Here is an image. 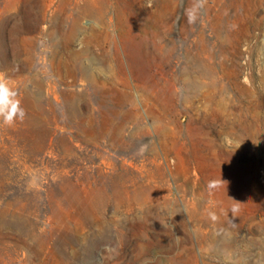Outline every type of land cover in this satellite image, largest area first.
Listing matches in <instances>:
<instances>
[{"label":"rangeland","instance_id":"374dc122","mask_svg":"<svg viewBox=\"0 0 264 264\" xmlns=\"http://www.w3.org/2000/svg\"><path fill=\"white\" fill-rule=\"evenodd\" d=\"M192 3L0 0V264H264V0Z\"/></svg>","mask_w":264,"mask_h":264},{"label":"clouds","instance_id":"9594fccd","mask_svg":"<svg viewBox=\"0 0 264 264\" xmlns=\"http://www.w3.org/2000/svg\"><path fill=\"white\" fill-rule=\"evenodd\" d=\"M206 3L207 0H193V3L185 9V16L189 25H194L197 22ZM25 117L26 111L22 106L18 91L10 85L6 75L0 73V125L10 127L17 122H22ZM210 185L215 188H220L226 185V182L219 178L210 181ZM240 204L236 201L232 204L230 212L233 215L239 213ZM210 216L213 220L216 219L214 213H210Z\"/></svg>","mask_w":264,"mask_h":264}]
</instances>
